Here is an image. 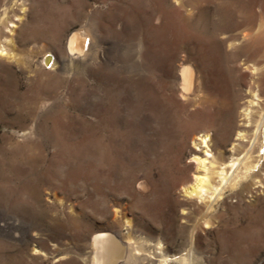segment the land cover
Here are the masks:
<instances>
[{
    "label": "rangeland",
    "instance_id": "374dc122",
    "mask_svg": "<svg viewBox=\"0 0 264 264\" xmlns=\"http://www.w3.org/2000/svg\"><path fill=\"white\" fill-rule=\"evenodd\" d=\"M73 34L86 55L65 63ZM0 45V264H92L91 236L125 226L189 264H264V181L209 214L180 192L191 138L230 153L264 0H0ZM122 249L116 264H145Z\"/></svg>",
    "mask_w": 264,
    "mask_h": 264
},
{
    "label": "bare ground",
    "instance_id": "6f19581e",
    "mask_svg": "<svg viewBox=\"0 0 264 264\" xmlns=\"http://www.w3.org/2000/svg\"><path fill=\"white\" fill-rule=\"evenodd\" d=\"M246 38L249 39L248 37ZM10 41H12L11 38ZM94 41L95 40L92 42ZM7 55L10 54L6 51L5 47L0 45V57H7ZM85 55L84 39H81L77 34H73L68 40L65 61L63 59L61 60L65 63L66 61H79ZM45 57H48V60L51 62L49 67L54 66L55 68L56 61L52 59L53 55L48 53ZM63 61L59 63V69H61V67L63 68L65 64ZM71 64L72 63H70V65ZM253 70L255 71L252 72L256 74L255 72L258 68H253ZM196 72L197 70L195 71V68L193 69L191 66H182L181 71L177 75L181 80L180 84L182 87L180 89L183 92L185 91L187 93L194 90L193 88L195 87L197 76ZM253 82L255 85L253 84V87L250 86L248 88L245 107L243 105V121L242 123H239L233 131L235 138L231 141V135L228 134L223 136L219 143L224 146L230 140V153L227 151L228 155H225L224 148H220L221 146L219 147V145L213 141V133L209 130L204 131L200 135L198 141L196 140V137L192 136L193 138H191L192 145H198L200 147L201 151L199 152H201V155H198L199 153L196 152L195 148L190 150V158L194 163V172L190 182L188 184H182L180 192L187 201L192 202V204L197 206L199 211L202 210L204 214L213 212L216 208V204L220 202L223 205H226L228 199L237 195L241 196L243 193L248 192L249 188L258 189L264 181V169L262 164L261 166L259 165L261 160L264 159V97L263 100H260L261 96L259 95V92L264 95V70L262 73L259 72ZM251 123L252 125L249 127ZM226 206L228 207V205ZM129 234L130 231L128 226H125L124 228L120 227L112 232L102 230L94 233L90 238V245L93 251L92 264H114L117 257L120 256L119 254L123 244L128 248L129 255L127 259L125 258V262L128 263H134L136 260H141L144 261L145 264H189V260L192 258V252H189L187 257L184 256L179 260L165 256L163 248L159 243L160 241H157V244H145V247L137 248L133 242H130ZM136 250L140 252L143 251V253L138 255L139 253ZM122 251L125 252L123 249Z\"/></svg>",
    "mask_w": 264,
    "mask_h": 264
}]
</instances>
